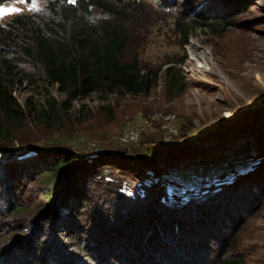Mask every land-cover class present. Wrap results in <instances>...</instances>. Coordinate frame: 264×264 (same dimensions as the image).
<instances>
[{
    "label": "rangeland",
    "instance_id": "374dc122",
    "mask_svg": "<svg viewBox=\"0 0 264 264\" xmlns=\"http://www.w3.org/2000/svg\"><path fill=\"white\" fill-rule=\"evenodd\" d=\"M49 1L8 0L0 5L19 9L0 17V46L7 49V57L18 69V76L10 87L22 115L20 120L10 123L0 114V126L7 129L0 135V165L13 173L12 176L16 174L17 177L24 171L16 170L12 162L14 151L31 149L42 155L48 148L64 147L80 155L111 153L105 156V161L110 163L106 170L112 172H105L109 175L105 179L114 181L116 178V184L122 187L124 179L116 167L130 158L147 156L159 174L164 169L162 175L170 177L165 178V184L158 180V187L165 191L164 196L180 200L195 191L178 183L174 177L184 167L195 166L198 172L212 175L223 172L227 162L236 159L233 153L228 156L235 142L242 150L241 155H256V149H250L252 136L249 131L254 130L259 142L264 143V0H179L171 9L159 8L151 0L135 4L125 2L124 15L114 21L128 36L122 60L130 61L136 55L142 66L158 71L155 85L137 96L94 92L85 99L74 100L71 109L57 108L55 114L46 118L41 114L45 92L59 103L66 96L58 91L56 84L49 82L37 62L25 56L23 49L31 42L28 40L30 29L41 26L38 18L47 20L52 16ZM199 12H205L215 20L228 21L226 29L221 34L211 30L196 15ZM31 14L35 17L30 20L11 22L16 16ZM92 15L95 22L106 17L98 7H92ZM183 15L197 21L195 31L189 33L185 41L176 23ZM193 44L198 46L196 52L205 54V63L210 70L196 68L190 54ZM168 66L184 77L185 88L180 94L173 95L172 90L169 91L170 85L164 75ZM237 129L246 131L239 135ZM131 131L135 137L128 139L126 135ZM30 153L17 157H29ZM241 155L239 158L243 157ZM28 160L31 162L33 158ZM34 160L39 163L37 156ZM169 165L176 167L173 170L167 168ZM33 179L29 172L24 179L13 178L12 187L17 189V200L24 211L20 214L21 221L12 219L7 209L0 217V264H44L34 261L37 259L35 244L23 240L28 235L33 236V228L39 229L38 224L30 222L31 219L22 228L23 217L29 213L32 216L41 214L40 203L50 186L46 178ZM126 183L125 187L133 191L131 184ZM254 191L252 212L245 215L234 247L236 253L244 256V264H264V191ZM36 202L38 208H35ZM90 202L91 199L89 214L84 210L81 216L94 225L97 208L91 206L97 201L91 205ZM8 217L10 220L1 224V219ZM169 221L172 225L181 222L178 217ZM49 235L47 239L51 242L55 233ZM89 235L84 240H89ZM174 235L180 237L177 233ZM129 243L125 240V253ZM216 250L207 260H202L203 264H215ZM118 252L122 253L123 247ZM54 257L56 262L50 261V264H62L61 257ZM193 260L186 263L192 264Z\"/></svg>",
    "mask_w": 264,
    "mask_h": 264
},
{
    "label": "trees",
    "instance_id": "16d2710c",
    "mask_svg": "<svg viewBox=\"0 0 264 264\" xmlns=\"http://www.w3.org/2000/svg\"><path fill=\"white\" fill-rule=\"evenodd\" d=\"M6 1L0 0V5ZM127 1L135 4L149 0L49 1L52 16L47 20L38 18L41 26L30 29L28 40L31 42L23 49L25 56L37 62L49 82L56 84L58 91L66 96L59 103L45 92L42 116L49 118L57 108L69 110L74 100L85 99L94 92L137 96L155 85L158 71L142 66L136 55L130 61L122 60L128 36L114 21L124 15L122 10ZM151 1L159 8L171 9L179 0ZM92 7H98L106 17L95 22ZM196 15L218 34L227 27L228 21L215 20L205 12ZM33 16L35 14L19 15L11 22L30 20ZM196 22L189 15L176 19L184 41L195 31ZM7 55V49L0 46V114L13 123L22 118L20 105L10 87L18 76V69ZM164 75L173 95L184 91V77L178 70L168 66ZM245 131L236 133L240 135ZM6 132L7 129L0 126V135ZM249 132L252 136L250 149H256L252 160H249L250 155H241L242 150L235 142L230 150L236 159L227 162L223 172L212 175L198 172L195 166L184 167L178 174L180 183L194 175L196 183L194 193L180 200L164 196L158 180L164 183L162 172L165 170L159 174L147 156L130 158L116 167L124 179L121 187L116 184L118 179H105L109 176L105 172H112L106 170L110 163L105 161V156L110 155L109 152L80 155L64 147L48 148L42 155L31 149L14 151L12 162L16 170L24 171L16 177L0 165V217L7 209L12 219L21 221L20 214L24 210L20 209L17 189L12 187L13 178L24 179L29 172L33 180L46 178L50 181L40 203L41 214L32 216L29 213L23 217L22 228L30 219L39 226L38 231L33 228L32 237L22 238L35 244V263H55L54 256H59L62 264H187L191 259L193 263L198 264L199 260L203 264L202 260H207L217 249L213 256L215 264H244V256L236 253L234 247L245 215L252 212L254 190L264 191V143L259 142L254 130ZM26 152H31L29 157H17ZM240 155L243 157L239 158ZM35 156L39 163L35 162ZM28 158L33 160L29 162ZM169 167L174 170L176 165ZM152 180H155L153 186ZM126 182L131 184L133 191L125 187ZM90 199V205L97 201L91 206L97 208L94 225L81 216L84 210L89 214ZM38 207L37 203L35 208ZM173 217L181 222L172 225L169 220ZM5 218L1 219V224L10 220V217ZM50 233H55L51 242L47 239ZM88 234L89 240H84ZM125 240L130 242L126 253ZM120 247H123L122 253L118 252Z\"/></svg>",
    "mask_w": 264,
    "mask_h": 264
},
{
    "label": "bare ground",
    "instance_id": "6f19581e",
    "mask_svg": "<svg viewBox=\"0 0 264 264\" xmlns=\"http://www.w3.org/2000/svg\"><path fill=\"white\" fill-rule=\"evenodd\" d=\"M198 46L193 44L190 48L192 59L196 62V68L201 70H210L206 62L205 54L203 52H196ZM196 52V53H195Z\"/></svg>",
    "mask_w": 264,
    "mask_h": 264
},
{
    "label": "built area",
    "instance_id": "2783aa9c",
    "mask_svg": "<svg viewBox=\"0 0 264 264\" xmlns=\"http://www.w3.org/2000/svg\"><path fill=\"white\" fill-rule=\"evenodd\" d=\"M126 137H128V139H133V138L135 137V134H134V132L131 131L130 133H128V134L126 135ZM228 153H229L228 156L232 155V152H231V151L228 152ZM174 177H175V179L177 178L176 181H177L178 183H180V178H179V176L176 175V176H174ZM165 178L168 179V178H170V177H165ZM181 183H183L184 185H188L189 188H191L192 190H194V189H195V183H196L195 175L192 176L191 178H187L184 182L181 181ZM169 188L173 189L172 186H170Z\"/></svg>",
    "mask_w": 264,
    "mask_h": 264
},
{
    "label": "snow or ice",
    "instance_id": "6c2138e0",
    "mask_svg": "<svg viewBox=\"0 0 264 264\" xmlns=\"http://www.w3.org/2000/svg\"><path fill=\"white\" fill-rule=\"evenodd\" d=\"M14 11H19V9L0 7V17H3L4 15L9 14Z\"/></svg>",
    "mask_w": 264,
    "mask_h": 264
}]
</instances>
